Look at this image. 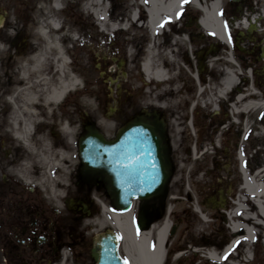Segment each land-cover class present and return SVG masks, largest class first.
<instances>
[{
	"label": "flooded vegetation",
	"instance_id": "obj_1",
	"mask_svg": "<svg viewBox=\"0 0 264 264\" xmlns=\"http://www.w3.org/2000/svg\"><path fill=\"white\" fill-rule=\"evenodd\" d=\"M134 1L139 12L137 26L145 33L142 40L146 45L150 41L143 11L146 3L142 0ZM184 14L191 15L187 6ZM191 16L189 18L194 23H183L187 29L197 27L198 16ZM17 23L19 25L7 28L8 33L12 32L5 42L8 54L0 64V264H99L103 256L112 257L108 259L111 263L113 257H116L128 264L121 234L110 224L109 217L103 215L98 205L101 202L110 212L116 211L107 191L106 178L100 174L87 173L78 156L81 136L78 135V123L74 121L77 117L76 93L68 94L57 104L44 105L41 102L44 90L58 84L60 71L56 67L58 54L53 47L55 43L60 47L65 60L62 75L67 78L76 74V28L70 23L64 27L59 24L56 31L50 24V27L43 24L42 28L49 35V46H46L40 34L39 38L29 35V26L24 20L17 19ZM40 28L39 25L38 33ZM59 35L63 36V40H55L54 37ZM106 42L111 47L110 51L117 47L119 54L124 53L127 48L126 42L117 44L111 37H104L103 44ZM250 44L254 45V41L251 40ZM262 48L263 43L256 50L239 52L252 59L254 66L263 63L261 71L258 74L255 72L254 76L251 68L245 69L242 66L246 72L245 77H239L238 74V86L224 97L219 93L223 77L217 79L215 74H211L208 76L211 79L206 80L204 76L199 77L197 72L192 74L189 71L194 89L192 91L190 88L185 95L183 91L179 94L183 99L181 105L186 115L184 121L187 126H184L181 133L185 144L188 140H193V135L201 140L209 132L213 133V137L218 135V138H223L224 144L229 147L235 142L233 132L237 125L233 123L236 116H233L232 110L237 99L253 94L257 89L264 94V86L259 84V77L264 72V61L260 60ZM116 54L113 51L111 56L105 53L97 56L100 58L99 69L103 68L108 78L107 82H102L108 85V93L119 99L118 109L116 105L108 108L107 115L120 117V129L133 121L158 123L162 128L164 145L169 151V140L166 139L169 128L165 121L173 120L176 115L169 113V119H165L162 110L137 105L138 91L131 85L132 80H129L124 70L127 60L118 58L114 62ZM35 56L45 59V64L37 70L32 69ZM106 74H111L113 81ZM145 80L142 76V86L152 87L153 81ZM215 81H218L216 86L213 85ZM176 85L177 83H170L165 87L173 90ZM147 87L144 88L145 92H149ZM210 87L213 92H206ZM24 89L37 97L31 103L30 118L23 116L20 111ZM169 94L171 93L166 98H170ZM211 98L214 102L210 101ZM261 99L264 103V95ZM132 106L137 107V110L131 115L128 111ZM204 108L207 110L201 118H195ZM18 114L21 116L18 117ZM86 126L81 125L84 132ZM212 150L215 151V143ZM168 157L172 173L174 158L171 153H168ZM204 160L205 158L200 163ZM89 188H96L101 192H98V196L91 195ZM151 201L153 199L133 201V209L138 204L132 214L134 228L138 233L149 232L165 219V199L158 211H155L158 206L150 204ZM157 212L161 215L158 216ZM84 221H87V225L81 228ZM146 226L148 229L143 230ZM185 232L176 227L167 232L163 264H170V257L183 251L184 246L191 247L188 243L186 245V237H189V242H195L200 234L194 231L189 235L190 231ZM178 234H183L182 237L185 238L177 237ZM150 242L154 243L153 236H150ZM185 261L190 262V259L185 258Z\"/></svg>",
	"mask_w": 264,
	"mask_h": 264
},
{
	"label": "rangeland",
	"instance_id": "obj_2",
	"mask_svg": "<svg viewBox=\"0 0 264 264\" xmlns=\"http://www.w3.org/2000/svg\"><path fill=\"white\" fill-rule=\"evenodd\" d=\"M54 1L58 3L59 7L65 8L64 14L58 11L59 8L55 9L52 4ZM88 1L0 0V12L7 14L4 26L0 29V64L3 63L8 54V47L5 42L11 37V33H8L9 30L7 28L10 25H19L17 19L24 20L28 24L29 35L33 38H39L38 26L42 27L43 24L49 26L50 20H58L62 27L70 23L71 26L76 28V34L79 37L76 41L77 46H75L74 53L77 63L76 74L72 76L79 82L75 94L77 117L74 120L78 123V135L81 136L84 133L81 125H90L102 133L106 139L111 140L116 136L122 122L118 116H108V108H113L116 105L118 109L119 99L115 95L108 93V85L103 83L98 77L95 64L100 63V58H97L95 53H99L100 55L105 53L111 56L110 53L112 54L115 51L117 53L116 57L126 59L127 65L124 70L127 72L129 80H132L131 85L138 91L137 105H147L154 109L162 110L165 119H169V113L176 115L173 120L169 119V121H165L167 128H169L166 135V139L169 140L168 153H171L174 158L172 173L170 172V178L164 194L161 197L154 198L150 204L158 206L155 209V211H158L159 207L160 209L162 208V203L165 199L166 208L163 210V216H165V211L168 208L172 209V214L169 217L171 226L176 227L178 230L190 231L189 235L195 232H199L200 234L195 242H189V237H182L186 232L178 234L177 237L185 238L186 245L188 243L191 247L184 246V250L179 252L183 253V256L177 260H174L175 256H172L170 264H214L202 256L206 252H219L222 249V247L219 249L220 245L230 243L233 240L232 228L242 229L236 224L230 225L231 217L233 222H236V220L244 221L241 212L236 211L239 208L237 203H243L244 192L238 189L241 178H239L238 173V161L236 158H232V155L236 156L237 151L240 149L243 152L245 151L246 156L243 158L242 166L246 169L248 163L253 164L251 170L247 168L252 172L248 173L249 176L252 174L250 177L252 183L264 184V166L257 165L259 160L262 157L264 158V111L261 112L264 110V103L261 99V96L264 94L261 90L257 89L253 91V94L246 95L242 103L234 104V106H238L235 108L239 110L238 112H242L243 105L251 106L255 104L260 109L251 108L248 113L238 115L237 123L234 122L237 128L233 132L235 135L234 141L238 143L235 144L233 141L234 143L230 146L233 149L231 150L233 154L229 149L226 150L228 158L226 156L225 158L218 156L220 149L217 151L212 150V145L217 142L218 135L213 137V133L211 132L201 140L197 139L196 135H193V140H188L185 144L181 138V133L184 126H187L184 121L186 120V115L184 107L181 105L183 99L179 94L183 91L185 95V92L190 88H192V91L194 89L191 84L193 80L189 71L192 74L197 72L199 77L204 76L206 80L211 79L208 77L211 74H215L217 79L224 77V70L233 67L227 65V52L224 51L225 46L214 38L213 35L205 33L198 24H196L197 27L195 28H185L186 26L183 23H194L189 16L192 17L191 15L194 14L201 15L200 11L194 7L189 10L191 15H180L178 23L172 25L167 32H164L162 35L157 34L152 39L150 38L149 43L152 45L150 48H147L142 40L145 33L136 24L131 22L132 12L135 9L134 0H101L110 20L102 31L99 28L100 20L94 18L91 13L93 10L86 8ZM251 5L255 7L253 0L230 1L227 2L225 10L227 13L232 14L236 13L239 9L241 13L238 17H240L241 14L244 16V14L253 13L254 9H250V7L252 8ZM260 6L264 7V1H261ZM143 8L145 7L143 6ZM93 9L96 8L93 7ZM62 16H64V21H62ZM162 20H165L163 22L164 27L170 26L168 18H164L163 16ZM233 21L236 22V19H233ZM112 26L114 27L113 29ZM122 27H125V30H122ZM111 33H114V40L117 44L121 42L127 43L124 53L119 54L117 47L112 48V51H110L111 47L109 48V44L107 42L103 44L104 37H110L108 34ZM235 37H237V34L234 32ZM254 37H256L254 45H251L248 40L242 41V45L247 51L249 49H258V46L263 41V38L257 34ZM54 38L55 40H63V36L60 35ZM72 39H74V35H72ZM149 52L154 55L155 62L167 72L168 81L164 84H157V82L153 81L152 87L149 85L147 87L142 86L140 83L143 76L140 70V63L146 59ZM232 54L238 64V66H234V69L238 72L239 77H245L244 75H246L243 67L245 69L251 68L253 75L255 72L258 74L261 71L263 63H257L254 66L252 59L250 60L247 56L242 55V53L233 50ZM100 71H104V69L102 68ZM106 75L112 77L111 74ZM259 78L261 79L259 84L264 86V72H262ZM170 83H177L175 89L170 90L165 87V85ZM213 85H218V81H215ZM145 87L148 88L149 92L144 91ZM238 88L241 89V86ZM206 92L211 93L213 90L210 87ZM168 93H171L169 94L170 98H166ZM210 101L214 102L212 98ZM136 110L137 107L132 106L128 112L132 115ZM206 110L207 108H204L203 112L195 115V118L197 116L201 118V115ZM232 114L235 117L236 114L233 110ZM259 122L263 125L256 137L254 134H251V137L245 135L246 129L253 123V128H256L255 124ZM206 125L208 124L206 123ZM188 130L190 131V129ZM234 149L236 153H234ZM204 158V162L202 164L199 163ZM195 159H198V161ZM254 171L257 172L255 176L253 174ZM220 178L224 179L226 183L232 184L231 192L227 193L229 186L216 187ZM89 192L91 195L98 196L101 190L96 188H91L90 190L89 188ZM258 203L260 204V209L264 211V197L256 198L255 205L253 202H247V210L252 216L247 226H254L252 234L256 236L257 243H253L248 247H244L243 243L237 245L234 250L238 254L231 256L235 264H246L244 259H246V255L250 254V252H253V261L249 264H264V219L257 216L258 209L256 208V204L258 205ZM136 206L133 209V213ZM62 207H65L64 203ZM189 208L192 212L188 210ZM194 209L200 211L202 218L193 211ZM157 213L158 216L161 215L160 212ZM86 225L87 221H84L81 228H84ZM194 247H199L197 253L193 252ZM194 253H196V257H193ZM185 258L190 259V262L185 261ZM219 264L227 263L226 261H222Z\"/></svg>",
	"mask_w": 264,
	"mask_h": 264
},
{
	"label": "bare ground",
	"instance_id": "obj_3",
	"mask_svg": "<svg viewBox=\"0 0 264 264\" xmlns=\"http://www.w3.org/2000/svg\"><path fill=\"white\" fill-rule=\"evenodd\" d=\"M146 3L147 10V29L151 36H156L159 31L162 30L163 25L161 24V20L164 18H168L171 21H177L179 18V13L181 11L182 3L184 0H142ZM53 6L55 8H60L58 3L54 1ZM204 5L203 3L199 4L197 1L194 2V6L197 9H201L200 6ZM221 2L215 1L204 7L202 10L201 21L199 22L200 27L205 31L212 34L218 41H222L224 43H228V38L223 32L222 21L220 18V10H221ZM95 7L96 9H93ZM87 9L93 10V13L96 15L97 19L100 20L99 28L103 30L104 26L110 22L109 16L103 8V4L101 0H89L86 6ZM180 9V10H179ZM134 13H132V18H134ZM251 17L258 18L260 15L258 13H252ZM49 24L53 30H57L59 25L55 20H50ZM237 24V23H236ZM243 24H246V21H243ZM235 26V23L231 22L229 24V28ZM44 27V26H42ZM39 29V34L44 40L46 46H49V35L47 31L43 28ZM114 27L112 26V29ZM246 32V33H245ZM256 28L252 24L249 25L246 31H243V35L241 38L249 37L256 38L255 33ZM12 33V32H11ZM238 38H240L238 36ZM240 40V39H239ZM263 43V41H262ZM58 54L56 67L59 69V79L58 84L51 89L46 88L44 90V96L42 99V103L44 105H48L50 103L57 104L60 103L70 91H75L79 86V82L75 77H67L65 78L62 75L65 65V60L62 54L60 47L55 43L53 46ZM242 47V46H241ZM226 60H231L230 54H226ZM45 64V59L40 56H35L33 59V67L32 69L37 70L40 69ZM142 71L146 80H153L158 84H164L168 80L167 72L161 68L154 59V55L149 52V55L146 56L143 64L141 65ZM100 68V67H99ZM25 74H23L24 78ZM238 72L233 68L229 67L224 73V77L220 81V91L222 97H224L228 92L234 91V89L238 86ZM145 80V81H146ZM23 94V105L20 108L21 114L27 118L32 116L31 114V103L36 100L32 92L27 89L22 91ZM245 97H239L237 99L236 104L242 103ZM238 106H234V109ZM252 109H260L257 105H243L241 111L248 113L249 110ZM237 110V109H236ZM239 111V110H238ZM20 117L21 115H17ZM27 122L24 123L26 125ZM258 166H264V158L262 157L259 160ZM253 164H247L248 169H252ZM240 168V167H239ZM227 169V167H226ZM225 183L224 179L220 178L219 183L223 185ZM243 191L245 194V202L256 201V198L264 197V184H254L251 179L244 175L243 178ZM228 191H232L231 183L227 182ZM216 187H219L218 185ZM238 192V191H236ZM263 195V196H262ZM239 196V194H237ZM238 210L241 212L244 221L242 225V229H238L233 231V239L234 243L231 244L223 253H227L231 246H235L243 243L244 247L249 246V242L252 238V228L248 227L244 223H249L252 216L248 210L244 209L242 205H239ZM257 208V207H256ZM259 213L258 217L262 218L264 216V211L260 210V204L258 203ZM169 210H167L168 212ZM169 213V212H168ZM103 215H110L106 209L103 208ZM111 224L114 229L118 231L123 239V252L128 260L129 264H162L164 261V243L167 236L168 229L170 228V222L168 219H165L161 224H158L150 229L149 232L137 233L133 227L131 226V212L130 213H118L110 216ZM150 236H153L154 243L150 242ZM247 249V248H246ZM209 257L215 260L220 259V255L215 252H210Z\"/></svg>",
	"mask_w": 264,
	"mask_h": 264
},
{
	"label": "water",
	"instance_id": "obj_4",
	"mask_svg": "<svg viewBox=\"0 0 264 264\" xmlns=\"http://www.w3.org/2000/svg\"><path fill=\"white\" fill-rule=\"evenodd\" d=\"M4 15L0 14V24ZM261 58L264 59V48ZM161 134L158 123L134 121L113 140L105 139L92 128H87L79 140V156L85 171L106 177L112 203L118 211L129 212L132 199L147 200L163 195L169 164ZM111 258L103 256L99 264L124 263L116 257L111 263L108 260Z\"/></svg>",
	"mask_w": 264,
	"mask_h": 264
},
{
	"label": "snow or ice",
	"instance_id": "obj_5",
	"mask_svg": "<svg viewBox=\"0 0 264 264\" xmlns=\"http://www.w3.org/2000/svg\"><path fill=\"white\" fill-rule=\"evenodd\" d=\"M179 15V14H178Z\"/></svg>",
	"mask_w": 264,
	"mask_h": 264
}]
</instances>
